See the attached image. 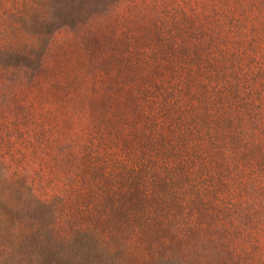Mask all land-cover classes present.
<instances>
[{"label":"rangeland","instance_id":"374dc122","mask_svg":"<svg viewBox=\"0 0 264 264\" xmlns=\"http://www.w3.org/2000/svg\"><path fill=\"white\" fill-rule=\"evenodd\" d=\"M90 224L119 264H264V0H0V264H109Z\"/></svg>","mask_w":264,"mask_h":264},{"label":"trees","instance_id":"16d2710c","mask_svg":"<svg viewBox=\"0 0 264 264\" xmlns=\"http://www.w3.org/2000/svg\"><path fill=\"white\" fill-rule=\"evenodd\" d=\"M13 1V0H12ZM53 2V0H45V5H48L49 6V3ZM39 2H34V1H31L30 3H25L24 6L22 8H19L17 11L18 13H21V14H25L26 12H28L29 10H32V9H36L37 8V5ZM47 8V7H46ZM106 10L107 8L105 9L104 11V14H107L106 13ZM24 16L25 18H31V17H34L35 15L33 14H27V15H22ZM98 17H100L101 15H97ZM36 17V16H35ZM54 23V21L52 22ZM85 24H82V25H76V32H79V34H82L81 32L84 30V28L86 26H84ZM90 27H88L89 29ZM94 32L89 34L88 35V39L91 37V43L94 41ZM97 38V37H96ZM123 124L119 123L118 125H116L117 127L114 129V131L116 132H119L120 133V137H122V139H126L125 141H127L128 139H132L130 138L131 137V134L129 133L130 131H128L125 127H128V126H122ZM134 134H136L135 131H133ZM181 138V141L184 142L183 140V135L181 134H178ZM120 137L118 136V138L120 139ZM118 147V145H116ZM86 147V149H85ZM83 151H85V153L83 154L84 156H87L86 152L88 153H91L92 151H94V147L92 144H87L84 146V149ZM81 161V159H80ZM81 166H82V161H81ZM101 166H96V169H100ZM135 167L138 168L139 165L138 164H135ZM133 169V167H132ZM84 171L81 172V170H78L74 175L78 176V178L72 180V183L69 185L70 186V190H73V191H77V188H73V186L77 185L78 184H83L84 182L86 183V185L88 184V186L90 188H92L93 192H96L98 190H102V191H107L109 189H113L115 186L114 185H104V182L103 180L101 181V176L99 173H97V177L96 176H92V175H89L88 177L86 178H80L79 179V176L83 173ZM87 175V174H84V176ZM84 181V182H83ZM68 186V187H69ZM109 192V191H108ZM116 195H114L115 197ZM119 197V196H118ZM117 198V197H115ZM92 223V222H91ZM91 225V228L94 230V232L97 234L100 233L101 235L98 237V238H94V243L96 242L98 247H96V249L100 250L103 254H105L107 257H108V260H109V264H119V252H115V248L117 246H120V245H123V243L125 242V240H123L120 236H118L117 233H115V235L113 236H109V234L105 231L106 229H112V227L110 228H107V227H103L101 230H98V228H100V224H95V225ZM103 230L104 233H101V231ZM74 241V245H75V241H78L80 239V236H76V234L72 237ZM117 241L119 243H117ZM75 247H77L75 245ZM77 252H79V248L76 250L75 252V255L77 254Z\"/></svg>","mask_w":264,"mask_h":264}]
</instances>
